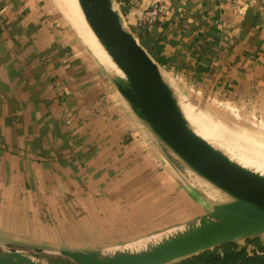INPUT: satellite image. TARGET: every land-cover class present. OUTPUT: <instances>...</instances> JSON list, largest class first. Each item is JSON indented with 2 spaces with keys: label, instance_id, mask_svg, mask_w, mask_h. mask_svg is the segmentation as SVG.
<instances>
[{
  "label": "crops",
  "instance_id": "crops-1",
  "mask_svg": "<svg viewBox=\"0 0 264 264\" xmlns=\"http://www.w3.org/2000/svg\"><path fill=\"white\" fill-rule=\"evenodd\" d=\"M154 1L170 11L141 25ZM113 3L180 98L264 120V0ZM165 160L106 63L46 0H0V245L40 241L53 220L139 243L209 211Z\"/></svg>",
  "mask_w": 264,
  "mask_h": 264
},
{
  "label": "water",
  "instance_id": "water-1",
  "mask_svg": "<svg viewBox=\"0 0 264 264\" xmlns=\"http://www.w3.org/2000/svg\"><path fill=\"white\" fill-rule=\"evenodd\" d=\"M78 1L114 59V65L106 66L117 91L171 165L211 208L166 235L123 249L50 252L7 243L0 245V264H174L264 234V170L239 163L194 127L177 91L127 28L113 0ZM206 184L225 200L212 197Z\"/></svg>",
  "mask_w": 264,
  "mask_h": 264
},
{
  "label": "rangeland",
  "instance_id": "rangeland-1",
  "mask_svg": "<svg viewBox=\"0 0 264 264\" xmlns=\"http://www.w3.org/2000/svg\"><path fill=\"white\" fill-rule=\"evenodd\" d=\"M46 2L50 13L58 22L67 30L74 33L80 42L88 45L94 54L101 60L88 42L86 27L78 22V19L70 12L61 8L57 0H46ZM181 99L185 108L184 111L186 113L188 112L187 114L194 127L197 128L200 133L204 134V136H208L212 141L219 144L225 150L232 152L238 156V158L243 159L244 161H242L246 162V164L248 162L247 165L264 170V120H262L260 116L250 113L243 114L240 108L236 109L234 104L228 100L215 98L210 100L209 103H202L191 97L182 96ZM142 127L145 128L143 124ZM163 168L176 170L167 160L163 162ZM176 172L178 171L176 170ZM178 174L182 176L179 172ZM205 187L212 197L217 200H225V196L220 191L214 190L208 184H206ZM210 208L209 206L208 209ZM51 225L53 227L50 229L47 227L46 230H43L42 240L34 241L33 238H23L27 242L20 245L26 246L29 250L41 248L50 252H58L61 249L67 248L73 250L123 249L141 243L112 242V238L105 235L104 232H106V230L101 227L84 225L82 228H75L73 226L59 228L56 226L54 220L51 222ZM175 229L176 228H172L163 233L149 237L144 241L153 240V238L166 235ZM254 238H259L264 242V234L257 235L250 239ZM246 240L247 239H241L238 240L237 243L240 246H245ZM247 246L250 250L255 248L253 243Z\"/></svg>",
  "mask_w": 264,
  "mask_h": 264
},
{
  "label": "trees",
  "instance_id": "trees-1",
  "mask_svg": "<svg viewBox=\"0 0 264 264\" xmlns=\"http://www.w3.org/2000/svg\"><path fill=\"white\" fill-rule=\"evenodd\" d=\"M250 243L255 245L252 250L247 246ZM174 264H264V242L259 238H249L245 246L230 243Z\"/></svg>",
  "mask_w": 264,
  "mask_h": 264
},
{
  "label": "bare ground",
  "instance_id": "bare-ground-1",
  "mask_svg": "<svg viewBox=\"0 0 264 264\" xmlns=\"http://www.w3.org/2000/svg\"><path fill=\"white\" fill-rule=\"evenodd\" d=\"M57 2L59 3V5L61 6V8H63L64 10H66L67 12H70L76 19H78V22H80L82 25H84L87 30L88 36L85 33V35L87 36L88 42L90 43L91 47L93 48V50L95 51V53L101 58V60L104 63L107 64H113L114 65V59L112 57V55L108 52L105 44L98 38V36L94 33V31L92 30V28L90 27V25L88 24L82 9L80 7L79 1L78 0H57ZM83 26V27H84ZM188 113V112H187ZM191 113V112H190ZM194 114V113H193ZM224 132V131H223ZM246 134V133H245ZM244 134V135H245ZM206 135V134H205ZM256 135V134H255ZM254 135V136H255ZM247 136V135H245ZM204 137V136H203ZM249 137V136H248ZM252 138V135H251ZM254 138V137H253ZM257 138V137H256ZM259 138V137H258ZM205 139L208 140L210 143H215L217 146H219L224 152H226L230 157L235 158L236 160H238L239 163L245 165V166H249L246 164V162H243V159L238 158V156H236L235 154H233L230 151L225 150L224 148H222L219 144H217L216 142L212 141L208 136H205ZM249 139V138H248ZM255 140V139H254ZM257 140V139H256ZM260 144V143H259ZM214 145V144H213ZM264 146V145H263ZM262 147V146H261ZM254 153V152H253ZM259 153V152H258ZM254 155V154H253ZM253 158V157H252ZM251 159V158H250ZM243 160V161H242ZM254 164V163H253ZM214 189V188H213ZM215 190V189H214Z\"/></svg>",
  "mask_w": 264,
  "mask_h": 264
},
{
  "label": "built area",
  "instance_id": "built-area-1",
  "mask_svg": "<svg viewBox=\"0 0 264 264\" xmlns=\"http://www.w3.org/2000/svg\"><path fill=\"white\" fill-rule=\"evenodd\" d=\"M170 11V8L167 4L162 3L161 1H154L149 8L143 10L139 15V23L144 26H153L161 17L167 14ZM159 64V63H158ZM161 71L166 67L165 65H160Z\"/></svg>",
  "mask_w": 264,
  "mask_h": 264
}]
</instances>
